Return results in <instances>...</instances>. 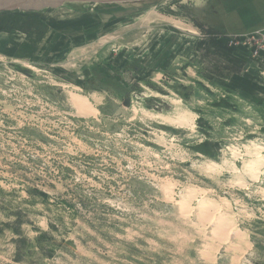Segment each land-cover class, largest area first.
Instances as JSON below:
<instances>
[{
	"label": "rangeland",
	"instance_id": "rangeland-1",
	"mask_svg": "<svg viewBox=\"0 0 264 264\" xmlns=\"http://www.w3.org/2000/svg\"><path fill=\"white\" fill-rule=\"evenodd\" d=\"M50 7L0 12V264H264V0Z\"/></svg>",
	"mask_w": 264,
	"mask_h": 264
},
{
	"label": "water",
	"instance_id": "water-1",
	"mask_svg": "<svg viewBox=\"0 0 264 264\" xmlns=\"http://www.w3.org/2000/svg\"><path fill=\"white\" fill-rule=\"evenodd\" d=\"M68 0H0V12L1 11H14L24 9L25 11H40L47 6H61ZM77 1V0H72ZM103 3H109L117 0H93ZM153 1V0H151Z\"/></svg>",
	"mask_w": 264,
	"mask_h": 264
},
{
	"label": "bare ground",
	"instance_id": "bare-ground-1",
	"mask_svg": "<svg viewBox=\"0 0 264 264\" xmlns=\"http://www.w3.org/2000/svg\"><path fill=\"white\" fill-rule=\"evenodd\" d=\"M47 7H49V6H47ZM55 8H56V7H53V6H52V7H50L49 9H50V10H55ZM43 9H46V8H43ZM56 9H57V8H56ZM205 200H206V199H205ZM199 201H200L201 203L204 202L203 199H201V200H199Z\"/></svg>",
	"mask_w": 264,
	"mask_h": 264
},
{
	"label": "built area",
	"instance_id": "built-area-1",
	"mask_svg": "<svg viewBox=\"0 0 264 264\" xmlns=\"http://www.w3.org/2000/svg\"><path fill=\"white\" fill-rule=\"evenodd\" d=\"M257 34H262V36L264 37L263 31L257 32ZM262 43H264V42H262Z\"/></svg>",
	"mask_w": 264,
	"mask_h": 264
}]
</instances>
